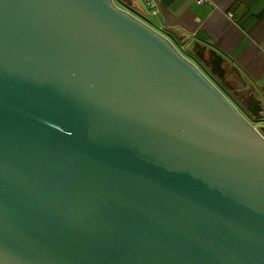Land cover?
Masks as SVG:
<instances>
[{"label":"water","instance_id":"water-1","mask_svg":"<svg viewBox=\"0 0 264 264\" xmlns=\"http://www.w3.org/2000/svg\"><path fill=\"white\" fill-rule=\"evenodd\" d=\"M0 264H264V138L113 0H0Z\"/></svg>","mask_w":264,"mask_h":264},{"label":"crops","instance_id":"crops-1","mask_svg":"<svg viewBox=\"0 0 264 264\" xmlns=\"http://www.w3.org/2000/svg\"><path fill=\"white\" fill-rule=\"evenodd\" d=\"M118 1L140 17L153 19L149 25L177 44L182 53L193 57L211 80L215 75L193 55L190 45L196 42L204 47L205 57L209 49L214 50L218 68L224 70L223 88L233 95H253L261 105L258 115L250 114L242 105L241 111L251 123L264 121V0Z\"/></svg>","mask_w":264,"mask_h":264},{"label":"rangeland","instance_id":"rangeland-1","mask_svg":"<svg viewBox=\"0 0 264 264\" xmlns=\"http://www.w3.org/2000/svg\"><path fill=\"white\" fill-rule=\"evenodd\" d=\"M113 2L116 4V5H118L119 7H121V8H123V9H125V10H127V11H129L130 13H132L133 15H135L136 17H138L139 19H141L143 22H145L146 24H150L151 22H152V20H151V18H148L147 17V19L146 18H143V17H140L139 15H137V13H134L132 10H130V8L126 5V4H124V3H122V2H120V1H118V0H113ZM150 22V23H149ZM151 26V25H150ZM163 34V33H162ZM176 46H177V44H176ZM184 54V53H183ZM185 55V54H184ZM186 57H188L192 62L194 61V59H192L193 57H190V56H187V55H185ZM194 63V62H193ZM195 64V63H194ZM196 65V64H195ZM199 69H200V67L199 66H197ZM201 70V69H200ZM202 71V70H201ZM203 73H204V71H202ZM205 74V73H204ZM206 75V74H205ZM207 76V75H206ZM210 78V77H209ZM211 80V79H210ZM212 81V80H211ZM214 83V82H213ZM215 85H216V87L226 96V98H228V100H230L234 105H236L235 104V101L232 99V97L230 96V94H229V92L225 89V88H223L222 86H219V85H217L216 83H214ZM241 114L243 113L242 111L240 112ZM243 115V114H242ZM245 117V116H244ZM246 118V117H245ZM247 119V118H246ZM249 121V120H248ZM250 122V121H249ZM251 123V122H250ZM251 124H255V123H251ZM257 125L259 126V127H264V121H259L258 123H257Z\"/></svg>","mask_w":264,"mask_h":264},{"label":"flooded vegetation","instance_id":"flooded-vegetation-1","mask_svg":"<svg viewBox=\"0 0 264 264\" xmlns=\"http://www.w3.org/2000/svg\"><path fill=\"white\" fill-rule=\"evenodd\" d=\"M212 82H214V83H216L217 85H219V86H222L223 87V83L224 82H220V81H217L216 80V78H215V76H212ZM229 94H230V96L232 97V99L235 101V106H236V108L238 109V111L239 112H241V107H240V103H239V101H238V99H237V95H233L232 93H230L229 92ZM235 94V93H234ZM243 114V113H242ZM244 116V115H243Z\"/></svg>","mask_w":264,"mask_h":264},{"label":"built area","instance_id":"built-area-1","mask_svg":"<svg viewBox=\"0 0 264 264\" xmlns=\"http://www.w3.org/2000/svg\"><path fill=\"white\" fill-rule=\"evenodd\" d=\"M198 3L207 2L208 0H196ZM254 127L261 133L262 137L264 138V132H262L259 128V126L255 123Z\"/></svg>","mask_w":264,"mask_h":264}]
</instances>
